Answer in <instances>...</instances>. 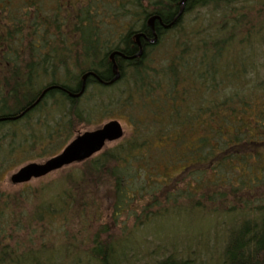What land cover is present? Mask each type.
I'll list each match as a JSON object with an SVG mask.
<instances>
[{"label": "trees", "instance_id": "trees-1", "mask_svg": "<svg viewBox=\"0 0 264 264\" xmlns=\"http://www.w3.org/2000/svg\"><path fill=\"white\" fill-rule=\"evenodd\" d=\"M181 1L0 0V182L81 128L131 127L25 220L20 196H0V264H264V18L240 37L246 0H186L179 15ZM182 211L231 219L196 246L167 242L155 225Z\"/></svg>", "mask_w": 264, "mask_h": 264}, {"label": "rangeland", "instance_id": "rangeland-1", "mask_svg": "<svg viewBox=\"0 0 264 264\" xmlns=\"http://www.w3.org/2000/svg\"><path fill=\"white\" fill-rule=\"evenodd\" d=\"M244 4H246L245 6H247L246 8L249 11V15H248V19L246 20V22H244V26L242 27L241 32L239 33L240 37H243V36L246 37L247 29L245 30V27L254 28L253 26L262 24L263 18H264L263 17V15H264V0H246L244 2ZM201 10H202V14H204L203 10L208 11L209 9L204 8ZM232 12H230L228 14L231 15ZM197 16H198V14H197ZM226 19H227V17L224 16V20H226ZM258 28L259 27H255V29H258ZM256 35H259L258 39H256V40H259L258 43H260V44H257L259 46L257 51L262 52L264 50V25H262V27L259 29V32H257ZM156 54L158 55V52ZM256 55L258 56V59H259L258 66L262 63V61L264 64V54H256ZM259 67H261V66H259ZM261 70L264 74V68ZM111 119H116V120L120 121V123L124 127L125 135L129 134L131 127H130V123L127 121L128 119L123 120L120 118H108V119H105L103 122H107ZM103 122L101 123V125L103 124ZM94 127H96V125L92 124L86 128H81L80 131L78 133H76L75 136H77L79 133H81L87 129H91ZM75 136H73V138ZM73 138H71V139H73ZM109 144H111V143H109ZM33 155L36 157L35 154H33ZM35 157H33L35 159L33 161L40 160V159H37ZM42 160H44V159H41V161ZM75 165L76 164H73V165L69 166L66 170L63 169V170L51 173L46 177L35 179L29 183H25L22 185H14L10 181V176L21 165L9 167L8 169H6L4 171L3 175L1 176L0 196H2V195L4 197H7L9 195L20 196L22 201L28 205V207H25L24 213H23V220H25L27 218V216H29L33 210L36 211V209H37V208H34L33 205L30 206L31 205V199H33V200L35 199L36 201H38V200H41V196L44 199H46V197L44 196L45 189L48 188V186L50 184L55 185L56 182H58V180L62 178V176L66 173V171L68 169L72 170V169L76 168V167H74ZM53 188L54 187H52V189ZM51 193H52L51 191L48 192L49 195H51ZM13 208H14L15 212H17L16 217L19 221L20 218L22 217V214H18L19 212H21V208L19 206H15V205H13ZM103 209H105V207ZM107 209L108 208H106V210ZM226 218H227V220H223L219 217H215V215H213V216L205 215V217H204L201 215H196V211L186 215L182 211V212L177 213L176 215H168L167 217L159 219V221L156 223L154 229L157 230L158 233L161 235L162 239L166 240L167 242H170V240L174 239L179 244L189 242L191 246H194V245L196 246V238L199 235L204 240V238L206 239L209 235H212V233L214 231L219 232L218 234H220L221 230H219V229L221 227V224L226 222V221L228 223L231 219V217H226ZM136 224H137V222H135V220L133 223L130 222L129 228H132V226H135ZM118 228H120V227H118ZM147 229L150 232H154L153 228L151 226H149ZM54 230H55V227L53 226V231ZM143 234H144L143 232H142V234L141 233L134 234V237L132 238V242L135 243L136 246H141L144 244V243H142V239H143L142 237L144 236ZM148 236H149V234H148ZM35 240H37L39 242L42 241V239L39 240L38 237H36ZM150 249L153 250L151 247H150ZM170 251L172 252V250H170ZM57 254L58 253H56V255ZM156 258H157V256L154 258V260ZM73 260H75V259L72 258L70 261L65 262L64 264H71V263L75 264L72 262ZM149 261H152V260L147 259V257H142L141 264H152ZM153 262H155V261H153ZM82 264H88V263L83 262Z\"/></svg>", "mask_w": 264, "mask_h": 264}, {"label": "water", "instance_id": "water-1", "mask_svg": "<svg viewBox=\"0 0 264 264\" xmlns=\"http://www.w3.org/2000/svg\"><path fill=\"white\" fill-rule=\"evenodd\" d=\"M185 2L186 0L181 1L179 15H181L184 10ZM155 19L156 17L154 16L148 21L152 30H154ZM139 38L140 34L136 36V42L140 45ZM140 54L141 51L139 52L138 56H140ZM111 57L113 58L114 54ZM113 72L115 76L110 82H108V84L114 83L120 78L118 65L115 61L113 64ZM89 75L96 76L93 72L85 74L83 76V83L80 91L70 93L71 97H80L84 93L86 79ZM47 90L48 89L42 93L41 97ZM124 134V127L120 121L116 119L104 122L102 125L96 128L87 129L75 136L58 154L42 161L28 162L19 167L10 176V181L14 185L25 184L31 182L32 180L45 177L65 167L86 161L101 152L109 143L116 142L123 138Z\"/></svg>", "mask_w": 264, "mask_h": 264}, {"label": "flooded vegetation", "instance_id": "flooded-vegetation-1", "mask_svg": "<svg viewBox=\"0 0 264 264\" xmlns=\"http://www.w3.org/2000/svg\"><path fill=\"white\" fill-rule=\"evenodd\" d=\"M180 6H181V2H180ZM151 33H152V36L153 37H150L151 36V34H146V33H141L140 34V37L142 36L143 37V39L146 41V42H148V43H154V42H156V41H153V40H157V37H158V32H157V29H156V27H155V24H154V30H152V28H151ZM139 42H140V48H141V51H142V44H141V38H139Z\"/></svg>", "mask_w": 264, "mask_h": 264}]
</instances>
